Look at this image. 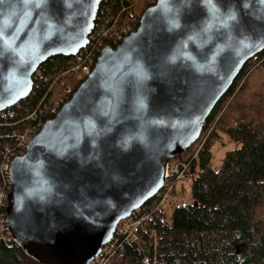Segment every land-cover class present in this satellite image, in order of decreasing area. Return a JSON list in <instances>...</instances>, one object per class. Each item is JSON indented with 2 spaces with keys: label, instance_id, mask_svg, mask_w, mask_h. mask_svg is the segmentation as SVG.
Listing matches in <instances>:
<instances>
[{
  "label": "water",
  "instance_id": "95a60500",
  "mask_svg": "<svg viewBox=\"0 0 264 264\" xmlns=\"http://www.w3.org/2000/svg\"><path fill=\"white\" fill-rule=\"evenodd\" d=\"M103 0H0V112L90 43ZM264 50V0H156L9 165L5 223L41 264H91Z\"/></svg>",
  "mask_w": 264,
  "mask_h": 264
},
{
  "label": "trees",
  "instance_id": "16d2710c",
  "mask_svg": "<svg viewBox=\"0 0 264 264\" xmlns=\"http://www.w3.org/2000/svg\"><path fill=\"white\" fill-rule=\"evenodd\" d=\"M133 11L132 0H103L87 47L39 67L32 93L0 115V162L27 126L41 128L54 117L84 80L82 68H93L103 46H116L125 27H138L140 15L134 20ZM259 74L264 75V50L246 62L207 117L201 134L213 128L193 161L200 172L191 186L192 202L156 213L139 242L117 250L113 264H264V76L260 81ZM67 87L71 90L64 95ZM225 140L233 145L226 148ZM193 147L172 160L188 158ZM220 148L226 149L217 157ZM0 264L41 263L0 237Z\"/></svg>",
  "mask_w": 264,
  "mask_h": 264
},
{
  "label": "built area",
  "instance_id": "2783aa9c",
  "mask_svg": "<svg viewBox=\"0 0 264 264\" xmlns=\"http://www.w3.org/2000/svg\"><path fill=\"white\" fill-rule=\"evenodd\" d=\"M134 29H125L124 35L120 37L122 40L128 33ZM91 38V35H90ZM101 51V50H100ZM256 56V55H255ZM254 56V57H255ZM84 78L89 75L91 68L84 66L82 68ZM5 111L11 112V109ZM5 111L0 112V115H4ZM40 128L33 127L30 132L19 134L18 145L15 149H8V154L0 163V176L3 179L0 189V237L7 243L14 241L13 235L9 227L5 223V209L8 205V195L11 190V183L9 179V165L14 156L21 155L26 151L29 140L33 135L38 133ZM205 139L201 140V136L194 143V146H198L193 149L192 154L181 160H168L165 165L164 185L157 193L158 203L155 209H147L146 207L138 208L133 212L131 217L122 220L112 237V239L103 246L101 253L95 257L91 264H113L112 260L117 250L123 246L124 243L129 241H137L140 237V228L146 221H151L156 213H159L165 206L170 207L171 210L180 207H187L191 200H186L182 196L185 188L192 186L194 179L200 172L199 168L194 169L193 161L197 158L198 153L205 143ZM170 205V206H168ZM4 208V211L2 209ZM142 208V209H141ZM168 218V217H167ZM162 220L166 221V217Z\"/></svg>",
  "mask_w": 264,
  "mask_h": 264
},
{
  "label": "rangeland",
  "instance_id": "374dc122",
  "mask_svg": "<svg viewBox=\"0 0 264 264\" xmlns=\"http://www.w3.org/2000/svg\"><path fill=\"white\" fill-rule=\"evenodd\" d=\"M155 1L156 0H132V2H133V6H134V11H133V18H134V20L135 19H137L138 18V15H140V17H141V15H142V13L145 11V9L147 8V7H149L150 5H152V4H154L155 3ZM145 4H148L146 7H144V5ZM144 7V8H143ZM143 8V9H142ZM141 10H142V12H141ZM124 29H128V27H125ZM135 30V29H134ZM82 73H83V70H82ZM260 76V78H259V80L260 81H262V79H263V77L262 76H264V75H261V74H259ZM254 79V78H253ZM256 80V79H255ZM254 80V81H255ZM257 81V80H256ZM71 89L69 88V87H67L66 88V90L64 91V95H67L68 93H69V91H70ZM59 101V100H58ZM32 128H33V125H29V126H27L26 127V129L23 131V132H20L19 134H24L25 132H30V130H32ZM211 130H212V126L211 127H209ZM210 129H207L203 134H201V140H203V139H205L206 141H207V138H208V136H209V130ZM210 130V131H211ZM226 141V144H227V146H226V148H230L233 144L232 143H230L228 140H225ZM198 148V146L196 145V146H194L193 147V149H197ZM226 148H220L218 151H217V157L219 156V155H221L222 154V152L226 149ZM171 160V159H170ZM177 160H181V159H177ZM1 163V162H0ZM219 163H220V160L217 158L215 161H214V165L215 166H219ZM2 182H3V179L0 177V186L2 185ZM183 196V198L184 199H186V200H191L192 199V191H191V187L189 186H187L186 188H185V191H184V194H182ZM156 199V196H154L153 197V199ZM157 203H158V200H155L154 201V203L150 206V207H146L147 209H155L156 208V205H157ZM146 204V203H145ZM146 206V205H145ZM144 205L142 206V208H144L145 207ZM168 206H170V205H168ZM141 208V209H142ZM166 209L168 210V211H166ZM163 212H168V214H169V212H170V210H171V208L170 207H167L166 208V206L163 208V209H161ZM159 214V213H158ZM167 214V215H168ZM161 217H162V215H160ZM131 217V216H130ZM164 217H166V216H164ZM163 217V218H164Z\"/></svg>",
  "mask_w": 264,
  "mask_h": 264
},
{
  "label": "bare ground",
  "instance_id": "6f19581e",
  "mask_svg": "<svg viewBox=\"0 0 264 264\" xmlns=\"http://www.w3.org/2000/svg\"><path fill=\"white\" fill-rule=\"evenodd\" d=\"M148 223H149V222L146 221V222H144V223L142 224V227L140 228V232L145 231L146 226H147ZM139 240H140V237H139V239H138L137 241H135V242H139ZM129 242H134V241H129Z\"/></svg>",
  "mask_w": 264,
  "mask_h": 264
}]
</instances>
